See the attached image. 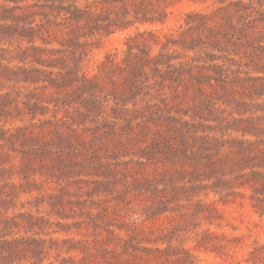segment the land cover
Listing matches in <instances>:
<instances>
[{
    "label": "rangeland",
    "instance_id": "1",
    "mask_svg": "<svg viewBox=\"0 0 264 264\" xmlns=\"http://www.w3.org/2000/svg\"><path fill=\"white\" fill-rule=\"evenodd\" d=\"M212 8L211 3H179L166 24L153 28L175 29L187 12ZM135 32L105 38L85 69L126 49ZM8 39L0 41V202L9 210L1 204L0 219L17 213L44 219L43 231L35 227L41 232L37 236L48 239L44 264H264V215L251 200L252 191L235 185L217 191L218 176L208 179L209 168L192 161L223 157L231 150L224 141L241 137L227 128L231 115L220 99L222 90L207 87L201 96L187 85L167 89L169 104L173 93L182 97L169 113L162 103L163 110L150 107L160 103L149 93H155L151 86L160 89L153 79L143 75L144 91L134 100L100 78L96 92L53 93L52 103L45 104L50 110L33 120L38 125L28 141L26 95L48 93L7 75V66L23 65L16 57L29 46L17 36ZM24 63L31 66V57ZM3 95H10L7 106ZM54 116L71 122L59 128L68 142L41 126L39 119ZM172 127L185 133L184 143ZM177 148L187 158L173 153ZM18 220L29 224L27 218ZM203 233L210 248L195 247ZM21 235L23 227L12 229L13 237Z\"/></svg>",
    "mask_w": 264,
    "mask_h": 264
},
{
    "label": "trees",
    "instance_id": "2",
    "mask_svg": "<svg viewBox=\"0 0 264 264\" xmlns=\"http://www.w3.org/2000/svg\"><path fill=\"white\" fill-rule=\"evenodd\" d=\"M185 1L211 3L213 8L210 12H187L175 29L153 28L166 24L173 14L171 8ZM141 26L150 27L141 30ZM132 28L136 32L128 37L126 49L108 53L91 71L85 69L105 38ZM14 36L29 46L18 51L16 57L23 65L5 66L7 75L43 87L48 93L43 97L26 95L25 105L31 113L30 126L24 133L28 141L34 139L30 130L38 125L33 120L50 110L45 104L52 103L53 93L70 88L96 92L100 78H107L125 97L134 100L144 91L143 75L153 79L160 89L151 86L155 93H149L160 103L150 107H165L169 113L182 97L173 93V103L169 104L167 89L187 85L186 90L191 88L201 96L207 87L222 90L220 99L231 115L227 128L241 137L224 141L231 150L223 157L194 155L192 161L209 168L208 179L218 176L214 183L217 191L224 185L250 189L251 200L264 215V0H0V41ZM37 41L41 44L36 45ZM29 57L31 66L27 67L24 62ZM9 97H1L3 105L11 103ZM174 119L171 116L169 122ZM39 122L60 141L68 142L59 130L71 124L65 117ZM172 129L184 143L185 133L177 127ZM174 152L187 158L181 148ZM1 204L9 210L7 202ZM20 217L27 218L29 224L20 222ZM44 223L43 218L29 213L0 219V264H23V259L44 264L48 239L37 236L41 232L35 230L38 227L43 231ZM14 227H23L25 235L13 237ZM31 232L33 235H29ZM198 236L195 247L201 248L207 236ZM57 241L51 238V242Z\"/></svg>",
    "mask_w": 264,
    "mask_h": 264
}]
</instances>
